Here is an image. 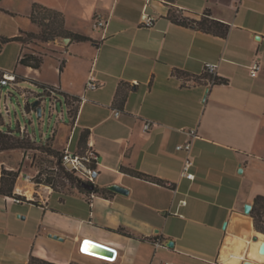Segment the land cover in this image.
<instances>
[{"label": "crops", "instance_id": "crops-1", "mask_svg": "<svg viewBox=\"0 0 264 264\" xmlns=\"http://www.w3.org/2000/svg\"><path fill=\"white\" fill-rule=\"evenodd\" d=\"M34 2L61 12L65 28L90 41L42 42L58 53L44 54L38 69L18 62L24 70L12 71L25 103L34 93L24 87L28 82L57 86L53 95L41 94L55 98L61 113L65 98L83 97L74 122L61 115L48 139H30L59 154L91 146L99 171L94 188L110 192L88 194L74 184L46 191L23 180L35 167L18 172L16 149L0 151V185L3 169L17 171L13 193L36 201L17 204L0 193V264H27L31 257L55 264H264V241L251 246L255 259L247 256L248 243L241 245L261 235L244 205L252 208L264 196V0H0V48L19 44L17 61L23 43L2 39L38 32L28 17ZM207 8L230 25L225 38L167 16L169 10L197 16ZM145 13L155 18L150 27L142 24ZM95 19L107 23L105 30L93 26ZM207 62L227 83L203 77ZM90 71L99 82L95 90L85 89ZM189 129L197 133L191 180L181 177L184 153L175 148L190 139ZM113 184L127 193L109 190ZM84 238L116 249L115 260L103 262L113 252L86 240L82 246Z\"/></svg>", "mask_w": 264, "mask_h": 264}, {"label": "rangeland", "instance_id": "rangeland-1", "mask_svg": "<svg viewBox=\"0 0 264 264\" xmlns=\"http://www.w3.org/2000/svg\"><path fill=\"white\" fill-rule=\"evenodd\" d=\"M22 37H25V35L23 34ZM18 45L19 44L16 43H10L0 48V65L6 67V70L15 71L16 73L22 72L24 70V67L19 66L17 61V57L20 53ZM23 46L26 48L23 53H34L35 55L46 54L50 56H55V54L58 53V49L44 46L42 42L36 40L35 38H27ZM17 80H19L18 76ZM24 87L34 93L28 95L26 98L28 106L25 108V101L21 94L16 90H11V96L8 97L6 101L9 112L8 114L3 112L0 116V140L5 139L3 138L5 135L6 137H11L13 140L18 139V141L21 143V147L17 148L14 152V156L16 157L19 165L18 172L21 169L29 171L28 166L30 165L35 167L34 171H32V181L34 183H39L42 185L48 184L51 186L52 190L68 188L69 185L74 184V177L66 173L60 165L59 154L57 156H53L49 152L48 149L50 148L47 145L41 146L40 144H35L31 141L30 136L25 135V132L22 137H17L19 134L18 127L20 124L26 126L27 130L25 131L27 134L34 136L37 142H41V140L45 141L50 137L51 130L54 128L56 122L58 120L61 121V115H63V121H66V123L68 122L67 115L65 111L61 113V107L59 103H57L55 107H52L50 112L48 101L45 103L42 113L43 115L41 117H37L34 112L29 114L30 106L35 98H41V93L43 91L47 93L49 92L42 89L41 85H35L31 82L25 84ZM2 130H10L14 135L3 132ZM30 192L31 191H29V193ZM30 200L36 202L34 198H30ZM252 247L250 246L247 256L250 259H255V249Z\"/></svg>", "mask_w": 264, "mask_h": 264}, {"label": "trees", "instance_id": "trees-1", "mask_svg": "<svg viewBox=\"0 0 264 264\" xmlns=\"http://www.w3.org/2000/svg\"><path fill=\"white\" fill-rule=\"evenodd\" d=\"M167 16L170 19V21L175 24L181 26H193L194 28L200 31L215 36H219L222 38H225L227 36L230 29V25L224 21L216 19L209 8L205 9L200 15L197 16H189L179 10H169ZM28 17L31 22H33L39 27L38 33L25 32L23 33L25 37L16 36L13 38H3L2 42L16 40L24 44L27 38H35L40 42L54 41L57 38H69L71 41H76V42L90 41V39L87 36L67 30L64 26L63 14L55 9L34 2L31 5V11ZM43 56L44 55L42 54L35 55L34 53L22 52L18 59V62L20 65L31 67L33 69H38L41 67L43 63ZM176 73H179V71H176ZM203 77L207 80L212 81V83L215 84L227 83V79L210 75L208 73L205 74ZM49 86L50 85H42L41 87L42 89L45 90V88ZM64 97L66 96L64 95ZM123 101H124V97L122 96L120 99L121 105L123 104ZM26 106H28L27 103H25V108ZM3 132L13 134L10 130H6ZM19 136L20 134L17 135V137ZM85 137H86V133L83 131L80 135V139H84ZM3 138L5 139L0 140V151L17 149L21 147V143L18 141V139L13 140L11 137H6L5 135ZM48 150L53 156H57L59 154L58 152L52 151L51 149ZM65 172L74 177L72 173H69L67 171ZM126 172L142 179H149L156 183H160L158 179L150 177L144 173H141L133 169H126ZM17 175H18L17 171H9L4 169L2 170L0 193L5 195L7 199L13 196L12 190ZM80 183L81 182L74 177V186H76V188L81 192H86L88 194H98V193L103 194L105 192H110L106 189H97V188H94L93 190L89 191L82 188ZM20 197H22L23 200H26V197L24 196H20ZM6 201L8 202V200ZM26 201L35 203L32 200H26ZM249 214L253 219L254 228L257 231L262 232L261 234H263L264 233V196L257 195L254 198L253 206ZM27 264H55V263L43 259L31 257Z\"/></svg>", "mask_w": 264, "mask_h": 264}, {"label": "built area", "instance_id": "built-area-1", "mask_svg": "<svg viewBox=\"0 0 264 264\" xmlns=\"http://www.w3.org/2000/svg\"><path fill=\"white\" fill-rule=\"evenodd\" d=\"M154 20H155L154 16L145 13L143 20H142V24L146 27H150L154 24ZM106 25L107 23L105 21L99 20V19H95L93 22L94 27L102 28L103 30H105ZM216 66L217 65L215 63L207 62L204 65V71L210 75H214ZM258 69H259V63L256 61L253 62L252 65L250 66L251 75L254 76ZM16 83H17V76L15 72H12V71L0 72V114L1 115L3 112L6 114H8L9 112V108H8L6 101H7V98L11 96V90H14ZM98 86H99V82L97 81L93 72L90 71L88 74L86 83H85V89L95 90ZM57 89H58L57 86H49L45 90L50 93L49 95H53V93H56L58 91ZM23 98H25V95H23ZM41 98L45 99V103L48 101L49 111L51 112L52 107H55V100H54L55 98L49 99L46 96H42ZM82 101H83V97H80L78 101H76L75 99H69V98L64 99V102H65L64 110L67 116L73 122L76 119L77 111H78L76 105ZM33 112H34V109H33ZM142 127L144 131H148L151 127V122L145 121ZM18 130H19V134L21 137L24 135V132L26 136H29L27 132L25 131L27 130L26 126L19 124ZM187 133L190 136V139L184 143L177 144L175 148L176 150L184 153V160L182 162V167H181V177L191 180L194 178V173L192 172V166L194 164L193 157H192V140L194 138H197V133L195 129H189L187 130ZM59 163L65 171L72 173L78 181L90 183L94 185V181L97 178L99 171L97 167L98 161L96 159V156L93 150L91 149V146H88L87 149L81 154L71 152L67 148H65L59 155ZM22 178L25 182H31L33 176L25 174L22 176ZM43 187L44 189H46V191L52 190L51 186L48 184L43 185ZM19 195L24 196L20 193H16V194L14 193L13 196L9 197L8 199L11 200L13 203H17V204L25 202L26 200H30L27 197H26V200H23V198L20 197ZM179 204L185 205L186 200L185 199L179 200ZM178 214L182 216L181 213H178ZM84 240L91 242V243L92 242L96 243L92 240L84 238L81 241L82 246L84 245L83 243ZM96 244H99V243H96ZM153 244L155 245V247H159L162 245V242L160 240H157V241H154ZM99 245L105 248H108L113 252L112 260L110 259L109 261H103V260L101 261L106 262V263L113 262L117 256V250L112 247H108L102 244H99ZM78 253L81 255H85L83 254V250L81 247ZM165 264H169V263H165Z\"/></svg>", "mask_w": 264, "mask_h": 264}, {"label": "water", "instance_id": "water-1", "mask_svg": "<svg viewBox=\"0 0 264 264\" xmlns=\"http://www.w3.org/2000/svg\"><path fill=\"white\" fill-rule=\"evenodd\" d=\"M31 107L34 109V113L36 114V116L41 117L42 111L45 107V99L44 98H35V100L31 104ZM80 185L82 188L89 190V191L94 189V185L90 184V183L81 182ZM107 188L111 191H114V192H118V193H122V194L127 193V190L125 188L119 186V185L113 184V185H109ZM250 210H251V205L245 204L244 205V212L248 214V213H250ZM52 237L57 238L55 235H53ZM170 245H171V243H170ZM259 251H260V253H264V242L260 244Z\"/></svg>", "mask_w": 264, "mask_h": 264}, {"label": "bare ground", "instance_id": "bare-ground-1", "mask_svg": "<svg viewBox=\"0 0 264 264\" xmlns=\"http://www.w3.org/2000/svg\"><path fill=\"white\" fill-rule=\"evenodd\" d=\"M248 240V242H243V244H241L242 246H245L246 245V243H248V246L250 247V246H255V247H257V245L259 244V242H261V241H264V236L263 235H258V240H256V241H254L253 239L251 240V238L250 239H247ZM253 243L254 244H256V243H258L257 245H253ZM247 247V246H246ZM261 258L263 259L264 258V254H262L261 255Z\"/></svg>", "mask_w": 264, "mask_h": 264}]
</instances>
